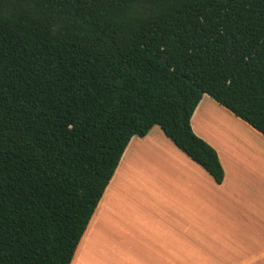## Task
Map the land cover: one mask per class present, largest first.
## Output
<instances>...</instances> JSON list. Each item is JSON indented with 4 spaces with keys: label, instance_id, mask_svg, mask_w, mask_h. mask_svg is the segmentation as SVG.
<instances>
[{
    "label": "trees",
    "instance_id": "16d2710c",
    "mask_svg": "<svg viewBox=\"0 0 264 264\" xmlns=\"http://www.w3.org/2000/svg\"><path fill=\"white\" fill-rule=\"evenodd\" d=\"M207 95L264 136V0H0V264H70L133 136Z\"/></svg>",
    "mask_w": 264,
    "mask_h": 264
},
{
    "label": "crops",
    "instance_id": "0c3cea01",
    "mask_svg": "<svg viewBox=\"0 0 264 264\" xmlns=\"http://www.w3.org/2000/svg\"><path fill=\"white\" fill-rule=\"evenodd\" d=\"M190 126L222 183L158 126L133 136L70 264H264V136L207 95Z\"/></svg>",
    "mask_w": 264,
    "mask_h": 264
},
{
    "label": "rangeland",
    "instance_id": "374dc122",
    "mask_svg": "<svg viewBox=\"0 0 264 264\" xmlns=\"http://www.w3.org/2000/svg\"><path fill=\"white\" fill-rule=\"evenodd\" d=\"M219 119V118H218ZM210 141H216L217 140V136H215V135H210V134H208V137H207ZM113 196H114V193L112 194V198H113Z\"/></svg>",
    "mask_w": 264,
    "mask_h": 264
}]
</instances>
